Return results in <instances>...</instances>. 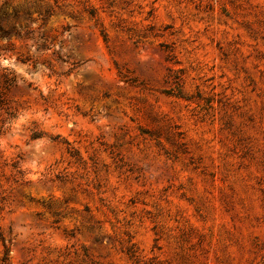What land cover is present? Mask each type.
I'll return each mask as SVG.
<instances>
[{
    "label": "rangeland",
    "instance_id": "obj_1",
    "mask_svg": "<svg viewBox=\"0 0 264 264\" xmlns=\"http://www.w3.org/2000/svg\"><path fill=\"white\" fill-rule=\"evenodd\" d=\"M3 11L0 264H264V0Z\"/></svg>",
    "mask_w": 264,
    "mask_h": 264
},
{
    "label": "trees",
    "instance_id": "obj_2",
    "mask_svg": "<svg viewBox=\"0 0 264 264\" xmlns=\"http://www.w3.org/2000/svg\"><path fill=\"white\" fill-rule=\"evenodd\" d=\"M49 13V12H47ZM16 14V12L14 13ZM45 18V17H44ZM30 30L28 25L26 26H22V25H17L14 23L10 22V14L7 11H3L0 14V38H7V37H11L13 35H15L16 37H28ZM33 138H37L39 137L38 134L34 133L32 135ZM12 165L14 167H18V162H13ZM1 240L3 241V243H5L4 237L2 236V234H0ZM8 259V252L7 250L4 253L3 256V262L4 264H7L6 261Z\"/></svg>",
    "mask_w": 264,
    "mask_h": 264
}]
</instances>
